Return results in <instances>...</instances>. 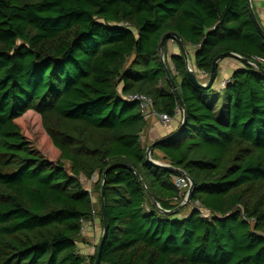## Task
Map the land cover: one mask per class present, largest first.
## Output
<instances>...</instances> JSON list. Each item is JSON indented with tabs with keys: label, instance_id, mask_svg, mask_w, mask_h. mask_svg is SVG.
<instances>
[{
	"label": "trees",
	"instance_id": "trees-1",
	"mask_svg": "<svg viewBox=\"0 0 264 264\" xmlns=\"http://www.w3.org/2000/svg\"><path fill=\"white\" fill-rule=\"evenodd\" d=\"M168 32L194 49L202 81L219 54L264 59L249 0H0V264H94L98 246L78 247L94 208L102 228L107 217L101 264H264V65L234 71L210 100L168 40L187 119L151 156L193 178L191 203L210 215L167 216L180 174L147 160L149 121L125 97L183 114L161 56ZM28 114L52 159L26 133ZM96 174L89 191L81 178Z\"/></svg>",
	"mask_w": 264,
	"mask_h": 264
},
{
	"label": "water",
	"instance_id": "water-1",
	"mask_svg": "<svg viewBox=\"0 0 264 264\" xmlns=\"http://www.w3.org/2000/svg\"><path fill=\"white\" fill-rule=\"evenodd\" d=\"M249 6H250V9H251V15L253 17V20L255 21V23H256L258 29L260 30L261 34L264 36V28L262 27V24L259 22V20L257 18V14H256L255 10L253 9L252 0H249ZM168 40L176 41V43L178 44V46L180 48V51L182 52L183 56L185 57V59L187 61V66H188L187 74H188L189 79L191 80V82L195 86H197L198 88H201V89L208 90V89H211L212 87H214L215 81H216L217 75H218V67L220 65V61H222L223 59H225L227 57H234V58H237V59L241 60L244 64H247V65H251V64H250L248 59L243 58L242 56H240L237 53L226 52V53L219 54L213 61L211 74L208 77V80H206V82H203L202 81V76L201 75L199 76L198 73L195 71L194 68H192V66L190 64L189 54H188V51H187V48H186V45H185V42H184L183 38L181 36H179L175 32L166 33L161 39L160 49H161L162 61H163L164 66H165L167 77H168V79H169V81H170V83H171V85L173 87V90L175 91V93H176V95H177V97L179 99V102H180V105H181V108H182V112H183L182 122H181L178 130L176 131V134H178L181 131H183V129H184V124H185L186 119H187V113H186V106H185V103H184V101H183V99H182V97L180 95L178 86H177L176 82L174 81L173 76H172L168 66L165 64L164 50H165V47L167 45ZM261 72L264 73V70H261ZM163 140H165V138L157 140V141L151 143L148 146L147 151H146L147 160L149 162H151L152 164L156 165V166H161V167H163V168H165V169H167L169 171L176 172V173H179V174L185 176L190 182V187H189V189L187 191L186 199L182 203H180L177 207H175L174 209L163 210V212L167 216H173V215L178 214L184 207H187L188 205L191 204V202L193 200V191H194L195 181L184 170H182L180 168H177V167H175V166H173V165H171L169 163L158 161V160H155V159L152 158L151 153L154 150L155 145L158 144L159 142L163 141ZM136 174L142 180V177H141L140 173L136 171ZM105 175H106V173H104V178H105ZM104 184H105V179H104V182H103V185H102V188H101V197H102L103 206H104ZM156 204H157V206L160 209H162V207L160 206V204L158 202H156ZM106 238H107V217H106V211H105V208H104L103 234H102L101 240H100V242L98 244V254H97V257H96V260H95L94 264H101V253H102V248H103V245H104V242H105Z\"/></svg>",
	"mask_w": 264,
	"mask_h": 264
},
{
	"label": "crops",
	"instance_id": "crops-1",
	"mask_svg": "<svg viewBox=\"0 0 264 264\" xmlns=\"http://www.w3.org/2000/svg\"><path fill=\"white\" fill-rule=\"evenodd\" d=\"M252 5L255 9V12L260 20V23L264 27V0H252ZM177 44V43H176ZM169 47V45H168ZM194 50V49H193ZM188 53H190V49L187 48ZM170 55L173 54H178L180 52V48L178 47V44L175 46H172L169 48ZM195 51H193L194 53ZM190 61V64L194 66V60ZM244 63L234 57H227L222 60V62L219 65V76L216 81L217 87H222L220 83L222 81H229L232 77V74L234 71L238 69L244 68ZM183 119V114L180 113L179 115L175 116L170 124L167 125V127L163 126V124L159 121L158 118L152 117L149 119V125L147 130L143 134V143L146 145H149L157 140L163 139L173 133L174 131H177L181 122ZM156 155H158L160 158L162 157V154L159 151H156ZM159 161V160H158ZM98 226H101L100 220H98ZM102 227V226H101ZM89 241H87L88 243ZM83 248L88 247L86 251L84 252L85 249H82V252L84 254L89 253V249H91V245L89 243L82 244ZM90 246V247H89ZM81 247V246H80Z\"/></svg>",
	"mask_w": 264,
	"mask_h": 264
},
{
	"label": "built area",
	"instance_id": "built-area-1",
	"mask_svg": "<svg viewBox=\"0 0 264 264\" xmlns=\"http://www.w3.org/2000/svg\"><path fill=\"white\" fill-rule=\"evenodd\" d=\"M123 25L126 27L129 26L128 23H124ZM249 62L254 67H257L258 63H262L264 65V59L262 57H259V56H257L255 58V61H249ZM226 82L227 81H224L223 85H225ZM125 98L129 102H138L140 104L141 112H142L143 116L145 117V119L149 120L152 117H156L159 119V121L165 127H167V125L172 122V120L175 116H177L181 113V111L179 110L178 107L176 108L175 116H171L168 113L157 112L154 108L153 99L151 97L145 95V94H133V95H128ZM142 141H143V136H142ZM174 182H175L176 186L180 189V197L174 198V204H177L178 202L180 204L187 197V191H188L187 188L189 189L190 182L185 176H183L181 174L174 176ZM87 190H89V189H87ZM195 208L200 209L202 211L203 216H209L210 215V211L205 209L199 201H196L193 203V206L191 207V209H195ZM97 221H98L97 210L94 208L92 211V217L91 218H83L81 220V222H82L81 235L84 236L87 233L88 228L97 226ZM97 246H98V241L97 242L95 241V243L93 242L91 249H89L90 252L85 254V255H87V256L93 255ZM78 247H79V252L83 253L81 250L82 248L80 246H78Z\"/></svg>",
	"mask_w": 264,
	"mask_h": 264
},
{
	"label": "rangeland",
	"instance_id": "rangeland-1",
	"mask_svg": "<svg viewBox=\"0 0 264 264\" xmlns=\"http://www.w3.org/2000/svg\"><path fill=\"white\" fill-rule=\"evenodd\" d=\"M168 45H169V48H171L172 46H175L177 44H176L175 41L170 40L168 42ZM193 51H194L193 48H190L189 59L191 61L194 60V53H193ZM221 62L222 61H220V63ZM191 66H192V68L195 69V67L193 65H191ZM197 73H198L199 76L201 75L200 72L197 71ZM206 80L207 79H205L203 82H206ZM223 82L224 81H222L220 83V85L223 86ZM224 93H225V90L222 89L221 91H219L217 85L215 84L214 87H213V90H211L210 93H209V95H210L209 96V99L212 100L214 97H218V96H221L222 97V95ZM218 102H219L220 106L223 105V100L222 99L219 100ZM24 122H25L26 133L29 134V136L33 137L36 140L38 146L43 151V154L48 159H52L51 157L52 156L54 157V155H53L54 152L51 151L50 145H49V143H48V141L46 139V136H45V134L43 133V131L41 129V124H40L39 117L37 115H35V114H28L27 116H25ZM97 178H98V175L96 174L94 176V178H92L91 180L87 179L85 176H82L81 180L83 182L84 187L86 189H89L91 191L92 188H93L92 185H93L94 182H96ZM187 190H188V188H187ZM192 206H193V203H191L190 205H188L187 207H185L183 209V211L180 213V216L189 213L191 211V207ZM97 224H98V221H97ZM102 234H103V228L100 225L99 226L97 225V226L88 228L87 233L84 236H82L83 239L79 243V246H81L82 249H85L84 250V252H85L88 247H86V248L84 247L83 248L82 244L84 243V244L87 245L89 243V245L92 246L93 242L95 243V241L96 242L98 241V244H99V242L101 240ZM87 241H89V242L87 243Z\"/></svg>",
	"mask_w": 264,
	"mask_h": 264
}]
</instances>
